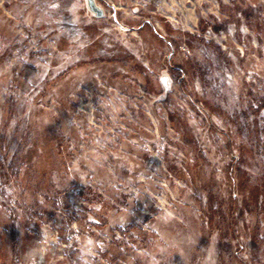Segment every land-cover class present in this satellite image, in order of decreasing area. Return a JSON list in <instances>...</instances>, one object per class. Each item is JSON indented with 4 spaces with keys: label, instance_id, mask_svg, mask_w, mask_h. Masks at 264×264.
<instances>
[{
    "label": "rangeland",
    "instance_id": "374dc122",
    "mask_svg": "<svg viewBox=\"0 0 264 264\" xmlns=\"http://www.w3.org/2000/svg\"><path fill=\"white\" fill-rule=\"evenodd\" d=\"M0 264H264V0H0Z\"/></svg>",
    "mask_w": 264,
    "mask_h": 264
}]
</instances>
